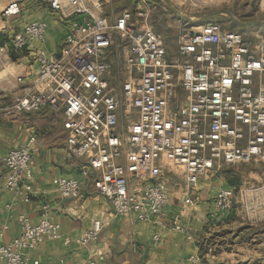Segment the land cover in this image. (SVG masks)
<instances>
[{
    "label": "built area",
    "instance_id": "2783aa9c",
    "mask_svg": "<svg viewBox=\"0 0 264 264\" xmlns=\"http://www.w3.org/2000/svg\"><path fill=\"white\" fill-rule=\"evenodd\" d=\"M27 1L0 0L3 68L12 73L16 53H30L38 64L33 88L15 96L6 110H63L67 147L82 168L78 176H60L55 191L78 198L90 180L111 201L115 214L155 220L191 238L180 215L167 222L174 192L164 177L170 171L183 175L184 185L176 192H183L185 204L193 207L200 201L202 178H212L225 167L264 161V35L254 38L210 20L200 30L182 32L170 54L153 28L149 0H138L114 21L102 14L101 0H39L70 19L59 55H52L45 48L48 20L12 26ZM116 40L125 51L119 92L111 83ZM122 119L127 121L125 131ZM38 150L32 135L4 157L6 188L22 201L34 193L31 179ZM236 200L233 187H218L209 217L233 210ZM42 208L38 223L19 215L21 235L0 242V264H40L33 251L61 238V224L50 215L49 204ZM103 226L104 220L97 219L80 236L64 241L86 245L98 238ZM160 237L155 233L154 243ZM87 264L97 262L90 258ZM187 264L207 263L195 253Z\"/></svg>",
    "mask_w": 264,
    "mask_h": 264
},
{
    "label": "crops",
    "instance_id": "0c3cea01",
    "mask_svg": "<svg viewBox=\"0 0 264 264\" xmlns=\"http://www.w3.org/2000/svg\"><path fill=\"white\" fill-rule=\"evenodd\" d=\"M107 18L114 21L117 17ZM32 19L49 21L45 48L50 54L59 55L70 19H63L45 2L28 0L23 13L11 23L13 27H21ZM165 44L170 54L176 51L177 42L174 50L167 41ZM10 68L12 73H8L0 62V242L8 243L21 235L19 215H27L33 223H38L44 213L42 206L47 203L50 215L61 224L62 236L45 242L33 251L40 264H87L90 258L97 264H187L190 255L199 253L200 242L207 238V231L211 229L207 221L213 208L212 198L218 188L212 184L214 178L201 179L197 191L200 201L196 206L186 205L183 192L177 193L175 190L167 207V222L180 215L181 221L189 227L191 238L186 233L163 227L155 220H139L134 214H115L111 201L99 193L90 180L78 198L61 197L55 191L57 179L60 176H78L82 168V161L73 156L67 147L64 112L47 106L35 112L8 113L6 107L13 98L33 88L38 64L30 53H16L12 56ZM18 75L23 77V82L16 81ZM32 135H36L39 146L34 153L31 179L34 193L29 201H22L6 188L4 157L10 149L27 143ZM227 213L229 215L231 211ZM97 219L104 220L97 239L86 245L74 240L65 243L66 237L74 239L80 236ZM263 229L259 225L251 227L256 233ZM157 232L161 237L154 243ZM260 246H264V241L249 253L242 254L243 248L222 250L208 262L264 264V247Z\"/></svg>",
    "mask_w": 264,
    "mask_h": 264
},
{
    "label": "rangeland",
    "instance_id": "374dc122",
    "mask_svg": "<svg viewBox=\"0 0 264 264\" xmlns=\"http://www.w3.org/2000/svg\"><path fill=\"white\" fill-rule=\"evenodd\" d=\"M102 11L107 16L118 17L125 9H132L138 0H101ZM154 6L152 14V25L154 30L167 41L174 50L178 36L182 32L200 30L204 22H191L174 13L164 0H149ZM182 12L192 16L194 19L201 15L219 10L229 9L241 20H264V0H170ZM106 12V13H105ZM103 13V12H102ZM107 16V17H108ZM212 20L220 21L222 24L234 30L252 35H264V23L250 26H242L234 23L227 15H220ZM207 22V21H206ZM125 51L123 44L116 40L113 55L110 60L114 66L113 78L111 80L113 89L120 91L121 83L118 73L125 62ZM126 120H121L120 128L126 130ZM170 168H175L168 162ZM171 192L178 191L183 186V175L181 173L168 172L164 177ZM214 178V179H213ZM212 184L217 187L231 186L236 191V203L229 215L222 214L208 219V236L200 242L199 254L206 263L212 256H217L222 250L244 249L243 253H249L256 245L264 241V229L254 232L251 227H264V161H252L241 163L231 167H225L220 173L212 177ZM208 218V217H207ZM208 226V227H209ZM256 234H259L257 237ZM264 247V246H260ZM260 249V248H258ZM208 253V255H205Z\"/></svg>",
    "mask_w": 264,
    "mask_h": 264
},
{
    "label": "water",
    "instance_id": "95a60500",
    "mask_svg": "<svg viewBox=\"0 0 264 264\" xmlns=\"http://www.w3.org/2000/svg\"><path fill=\"white\" fill-rule=\"evenodd\" d=\"M165 3L167 4V6L177 15H179L180 17L191 21V22H206V21H210L213 18H216L220 15H227L234 23L242 25V26H250V25H255V24H263L264 20H250V21H244L241 20L238 16H236L231 10L229 9H219V10H215V11H211L208 13H205L203 15H201L199 18L194 19L192 16L182 12L178 7L174 6L170 0H164Z\"/></svg>",
    "mask_w": 264,
    "mask_h": 264
},
{
    "label": "trees",
    "instance_id": "16d2710c",
    "mask_svg": "<svg viewBox=\"0 0 264 264\" xmlns=\"http://www.w3.org/2000/svg\"><path fill=\"white\" fill-rule=\"evenodd\" d=\"M233 29V28H232Z\"/></svg>",
    "mask_w": 264,
    "mask_h": 264
}]
</instances>
